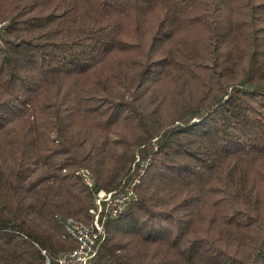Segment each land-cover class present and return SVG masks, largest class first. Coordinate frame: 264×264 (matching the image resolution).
Segmentation results:
<instances>
[{"label": "trees", "instance_id": "16d2710c", "mask_svg": "<svg viewBox=\"0 0 264 264\" xmlns=\"http://www.w3.org/2000/svg\"><path fill=\"white\" fill-rule=\"evenodd\" d=\"M0 21V264H57L65 220L136 179L88 264H264V0H0Z\"/></svg>", "mask_w": 264, "mask_h": 264}, {"label": "built area", "instance_id": "2783aa9c", "mask_svg": "<svg viewBox=\"0 0 264 264\" xmlns=\"http://www.w3.org/2000/svg\"><path fill=\"white\" fill-rule=\"evenodd\" d=\"M137 159L140 160V157L137 156ZM78 174L86 186L91 190L96 189V177L91 171L82 168ZM139 182V179L127 180L118 189L96 191L94 204L90 209L92 215L90 222L72 216L67 218L64 222L66 232L77 241L78 245L74 249L62 251L57 264H88L107 237L106 220L116 217L136 199L135 187Z\"/></svg>", "mask_w": 264, "mask_h": 264}, {"label": "rangeland", "instance_id": "374dc122", "mask_svg": "<svg viewBox=\"0 0 264 264\" xmlns=\"http://www.w3.org/2000/svg\"><path fill=\"white\" fill-rule=\"evenodd\" d=\"M3 23H8L7 21H5V22H2V21H0V28L3 26Z\"/></svg>", "mask_w": 264, "mask_h": 264}]
</instances>
